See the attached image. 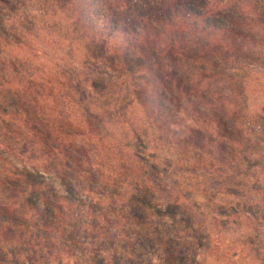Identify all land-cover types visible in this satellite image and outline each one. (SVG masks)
Returning <instances> with one entry per match:
<instances>
[{
  "label": "trees",
  "instance_id": "1",
  "mask_svg": "<svg viewBox=\"0 0 264 264\" xmlns=\"http://www.w3.org/2000/svg\"><path fill=\"white\" fill-rule=\"evenodd\" d=\"M80 1L60 0L56 5L58 34L66 27L70 40L76 38V22L81 24L84 19L79 12ZM98 1L105 8V20L119 24L109 30L87 28L85 58L91 63L98 59L95 55L110 56V67L118 73V81L100 88H111L112 99L105 107L100 103L99 82L90 72L59 60L60 64L47 65L44 75L35 72L34 78L30 73L24 76L25 60L11 50L27 43L17 41L9 49L0 40V180L5 178V183L10 178L18 183L21 178L39 176L52 185L72 175L65 186L78 187L82 171L93 169L91 146L96 138H104L102 123H124L137 139L147 129L146 119L134 126L128 121L126 115L134 101L125 105L129 99V94L122 98L125 93L137 94L140 109L146 113L143 117L148 118L151 130L156 127L155 134L158 130L182 144H195L206 153L224 152L223 160L230 158V169L250 164L256 156L264 158V139L243 130L246 122L264 124V107L252 106L253 94L249 96L256 92L264 98V0ZM119 39L123 41L114 46ZM235 66L240 67L241 75H229L224 70ZM183 114L198 117L220 131L221 127L230 130V140L222 144L225 138L220 131L208 135L203 126L180 130ZM214 134L219 137L208 141ZM143 145L141 141L136 143L139 149H133L142 162L147 158ZM154 168V181L168 172ZM45 198V206L31 217L35 227L47 222V216L55 211L50 195ZM6 205L0 203L1 210ZM11 213L15 224L3 226L0 221V228L7 229L11 241L28 247L29 255L22 253L21 260L35 264L42 258L60 264L62 249L52 247L49 240L39 242L34 233L23 229V209ZM44 244L47 255H39ZM178 250L181 256L167 250L168 263L180 264L179 260L186 258L185 249L178 246ZM5 256L0 248V264L5 263ZM238 256L237 252L230 253V259Z\"/></svg>",
  "mask_w": 264,
  "mask_h": 264
},
{
  "label": "rangeland",
  "instance_id": "2",
  "mask_svg": "<svg viewBox=\"0 0 264 264\" xmlns=\"http://www.w3.org/2000/svg\"><path fill=\"white\" fill-rule=\"evenodd\" d=\"M59 1L0 0L1 43L9 49L17 41L27 43L11 50L25 60L24 76L30 73L34 78L35 72L44 75L46 66L60 64L59 60L69 67L78 66L84 73L90 72L99 82L100 103L105 107L112 99L111 88H100L118 81V73L110 67V56L95 55L98 59L91 63L85 58L89 48L87 35L90 29L109 30L119 24L105 20L100 1L81 0L79 12L84 19L81 24L76 22V38L70 40L66 27L62 36L58 34ZM84 21L89 22L88 26L83 25ZM122 41H114L113 45ZM224 70L229 75H241L242 71L239 66ZM254 93L249 94H253L252 106L264 107V98ZM128 94L125 105L134 101L126 115L128 121L133 126L141 124V120L148 122L139 138L124 123H102L104 138H96L91 146L93 169L82 171L78 187L65 186L72 175H60L64 180L52 185L39 176L21 178L18 183L10 178L4 183L6 179L2 177L0 203L12 207L0 208L3 226L14 225L11 211L23 209V229L34 233L39 242L49 240L52 247L61 248L64 259L59 261L65 264H171L167 262V250L181 256L178 246L185 249L186 257L179 260L180 264H264V158L256 156L250 164L230 169V158L223 160L224 152L206 153L195 144H182L158 130L155 134L156 127L151 130L148 118L143 117L146 113L140 109L137 94L125 93L122 98ZM197 118L184 115L180 130L196 125L207 129L208 135L210 131H220ZM243 128L264 139L262 122H246ZM221 129L224 144L230 140V130ZM218 137L214 134L207 139ZM140 140L144 143L142 152L147 155L144 162L137 160L133 152L139 149L136 143L140 144ZM154 165L160 171L168 169L156 181ZM48 194L55 211L47 216V222L35 227L31 217L45 206ZM141 195L145 197L140 199ZM144 201L147 203L142 206ZM0 231V248L6 252L4 264H29L21 260L22 253L29 255L28 247L11 241L7 229ZM46 246L39 247V255H47ZM236 252L238 258L230 259V253ZM35 264L57 263L41 258Z\"/></svg>",
  "mask_w": 264,
  "mask_h": 264
}]
</instances>
